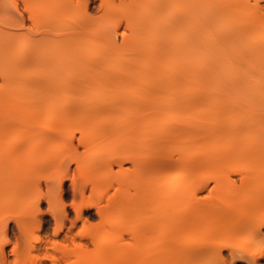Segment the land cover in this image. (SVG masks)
Here are the masks:
<instances>
[{"label":"rangeland","instance_id":"rangeland-1","mask_svg":"<svg viewBox=\"0 0 264 264\" xmlns=\"http://www.w3.org/2000/svg\"><path fill=\"white\" fill-rule=\"evenodd\" d=\"M29 1L0 48L70 55L0 104V264H264V0Z\"/></svg>","mask_w":264,"mask_h":264},{"label":"bare ground","instance_id":"bare-ground-1","mask_svg":"<svg viewBox=\"0 0 264 264\" xmlns=\"http://www.w3.org/2000/svg\"><path fill=\"white\" fill-rule=\"evenodd\" d=\"M0 1H1V4H0V43L1 41L3 42L5 40L4 38H6V40H8L9 42L12 43V45H14L13 44L14 41L18 39L19 37L24 36L25 34L28 35V38L30 40L34 38L36 39L40 37V35L44 36L47 34V31H48L46 30L47 28L46 29L37 28V30L28 31V32L25 31V16L26 15L24 14V12L25 11L28 12L30 19H34L31 1L23 0V6H24L23 10L19 3V1L21 0H11L12 1L11 3H9L10 0H0ZM89 3H90V0H85L86 6H89ZM6 5H8V7H6ZM63 28H64V31L62 30L63 46L60 45V46H55V47H49L44 52L35 54L34 57L30 56L29 58V55L28 56H25L24 54L21 55L22 53L20 52V47H19V50L13 49V51H10V49L7 50V48L5 49L4 47L3 49L0 48V78L2 80V83L0 85V104L4 105V104H8L9 102L18 101L24 89L28 87L32 88V86H34L35 73H32L31 71L35 70L37 65L59 66L66 62V60L69 58V55H70V48L68 46V40L70 39V36H71V31H70L71 29L70 27L69 28L67 27L68 29H66V27H63ZM15 52L16 54L13 55ZM10 55H13V56H10ZM212 56H213V52H212ZM212 62H213V58H212ZM228 66L229 65L226 62L223 63L222 65L223 74L226 77L230 76L229 71H228ZM27 71L29 73H26ZM4 223L6 224V221H4L3 224ZM18 225L21 228V230L27 229V224L24 223V221L22 220L18 221ZM0 249L2 253L1 255L3 257L2 261H4L5 260L4 246L2 245ZM222 259L223 258L219 260L223 261Z\"/></svg>","mask_w":264,"mask_h":264}]
</instances>
